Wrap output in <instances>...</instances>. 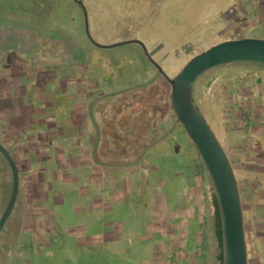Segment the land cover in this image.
I'll list each match as a JSON object with an SVG mask.
<instances>
[{
	"label": "rangeland",
	"instance_id": "obj_1",
	"mask_svg": "<svg viewBox=\"0 0 264 264\" xmlns=\"http://www.w3.org/2000/svg\"><path fill=\"white\" fill-rule=\"evenodd\" d=\"M82 3L91 37L109 47L89 40L85 13L73 0H0L2 50L10 49L13 40L23 48L18 55H26L32 32L35 55L34 74L20 77L17 69L13 78L0 80V142L20 172L16 206L0 234V264L175 263L178 259L172 254L186 239L184 230L189 235L192 229L188 212L180 209L188 210L186 202L193 194L190 183L183 181L187 187L181 194L182 206L174 205L175 212L182 214L178 222L182 235L176 243L156 233L155 201L159 188L161 192L179 188L177 161H187L194 145L179 124H171L175 117L167 80L157 74L139 44L124 43L142 42L152 60L173 78L194 56L223 41L264 39V0ZM53 47L65 49L61 57L50 56ZM235 64L245 65L207 72L193 92L230 154L244 135L254 137L251 132L229 133L225 140L220 123L224 69L255 68ZM85 121H94L99 128V132L95 128L98 136L91 135L88 141L81 139L92 131ZM167 130L174 133L165 136ZM80 146L93 152L97 168L81 158H77L79 166H73L69 156L80 157ZM241 149L245 154L238 156L251 154L250 144ZM259 149L264 151V146ZM170 158L173 162H168ZM188 164L180 165V170L191 175L192 164ZM237 169L249 264H264V207H256L264 205V174L249 170L240 175ZM11 188V170L0 154V217ZM110 219L116 221L113 226ZM214 222L211 209L202 248H196L194 262L188 257L185 264H220ZM110 236L117 242L115 247L110 246Z\"/></svg>",
	"mask_w": 264,
	"mask_h": 264
},
{
	"label": "water",
	"instance_id": "obj_2",
	"mask_svg": "<svg viewBox=\"0 0 264 264\" xmlns=\"http://www.w3.org/2000/svg\"><path fill=\"white\" fill-rule=\"evenodd\" d=\"M78 4L85 13L88 38L96 46L109 47L101 46L93 40L86 8L82 0H78ZM127 43L139 44L170 85L169 100L175 122L182 126L195 146L214 189L222 232V264H249L243 201L235 169L225 148L197 106L193 92L199 78L215 68L235 63L264 66V39L242 37L223 41L194 56L173 78L152 60L142 42L134 40L124 44ZM0 154L8 163L12 175L11 194L0 217L1 234L16 206L20 192V172L17 162L1 142Z\"/></svg>",
	"mask_w": 264,
	"mask_h": 264
},
{
	"label": "crops",
	"instance_id": "obj_3",
	"mask_svg": "<svg viewBox=\"0 0 264 264\" xmlns=\"http://www.w3.org/2000/svg\"><path fill=\"white\" fill-rule=\"evenodd\" d=\"M248 64V63H246ZM233 65H245V64H233ZM232 65V66H233ZM254 65V64H250ZM231 65L224 66L230 67ZM254 70H249L247 67L237 68L232 70L224 69L223 74H221V79L224 80L223 86L221 87L220 98L224 103L222 106L221 116H219L220 123L222 129L224 131L225 140H228V134H247V132H251L254 136L251 139L249 137L246 138L247 135H244L243 139L237 144V149H232L231 153H228L234 169H237L239 174L245 175L249 173V170H252V173L259 174L262 172L264 174V151L259 149V146H264V66L254 65ZM222 67V68H224ZM93 106V105H91ZM92 112V110H91ZM173 119V118H172ZM94 122V121H93ZM90 123V121H85L86 125L90 126L91 133L85 134L81 137V139L88 141L91 139V135L94 138L98 136L97 130L98 126L94 123ZM175 120L171 121V124H175ZM182 127V126H181ZM97 128V130L95 129ZM169 126L167 127V129ZM99 132V130H98ZM169 130L166 131L165 136L170 133ZM95 133H97L95 135ZM94 134V135H93ZM45 140H42L40 143H44ZM95 141V140H94ZM94 142L91 143L93 146ZM250 144L249 153L250 155L238 156L239 153L245 154L241 149V145ZM252 144V146H251ZM81 145V144H80ZM238 145L239 148H238ZM91 147V146H90ZM194 148L188 152L187 161L181 160L180 158L177 161V168H179L178 173L175 175L177 184H179V188L175 190V192L168 190L167 188L158 189V196L156 197V215L155 221L159 222V225L155 228L156 233L163 234L164 238L168 240V242H177L181 239L182 233L181 228L178 222L181 220V215L179 212H175L174 205H181V194L186 189L184 180L190 183L189 188L192 189L193 194L190 199L186 202L189 205L188 210L180 208L182 212H185L189 217L188 225H192L189 227V235L184 230V236L186 239H182V242L179 243L178 251L173 253V257L178 260L174 263L167 262L166 264H178V263H188L186 261L183 262L186 258L190 257L194 262L195 250L196 248H202V235L205 231L207 213H211V209L214 214V208L212 204V196L210 193V179L209 176L203 171L202 161L198 155V152ZM79 150L83 152L80 157L76 155L69 156L72 159L73 166H79L77 162V158L86 159L88 164H93L95 168L99 166L96 161H93V152L88 150L87 146H80ZM241 155V154H240ZM167 156V155H165ZM167 158V157H166ZM243 160L245 162H243ZM137 161V160H136ZM173 162L172 158L168 160V162ZM77 162V163H75ZM192 164L190 168L191 175H187L183 170H180L181 166H188ZM70 163V164H72ZM97 165H96V164ZM181 165V166H180ZM34 168V167H33ZM105 169V168H104ZM173 170V169H172ZM176 169L174 168L173 172ZM35 172V171H34ZM44 172V170H42ZM185 173V175H184ZM188 176L192 181H188ZM239 182V181H238ZM251 182V181H250ZM254 184V183H253ZM240 186V185H239ZM255 186V184H254ZM185 187V188H184ZM176 193V195H174ZM255 193V192H254ZM242 194V193H241ZM176 198L175 200L173 198ZM174 201V202H173ZM173 203V204H171ZM257 208H263V204H257ZM254 210V209H253ZM255 211V210H254ZM115 212V208L110 205V213ZM256 216L259 217L260 211L257 209ZM160 213L162 215H160ZM254 215V213H253ZM187 217V218H188ZM116 222V221H114ZM112 220L110 219V223L112 226L114 225ZM215 223V222H214ZM177 224V226H176ZM181 225V224H180ZM185 226V224H184ZM170 227V228H169ZM169 228V231H167ZM185 228V227H184ZM191 229V231H190ZM181 233V235H180ZM215 233V226H214ZM111 237V236H110ZM124 239V237H122ZM115 238H110V246L117 245V242L114 241ZM169 256L167 258H171ZM167 258L165 260H167ZM195 264V263H194Z\"/></svg>",
	"mask_w": 264,
	"mask_h": 264
},
{
	"label": "flooded vegetation",
	"instance_id": "obj_4",
	"mask_svg": "<svg viewBox=\"0 0 264 264\" xmlns=\"http://www.w3.org/2000/svg\"><path fill=\"white\" fill-rule=\"evenodd\" d=\"M73 1L76 4H78V0H73ZM31 11H32V9H31ZM0 42L2 43V41H0ZM12 43L13 44H11V47L13 46V49L8 46L10 49L7 48L6 50H2L3 45L2 44L0 45V73L2 72L0 74V80L13 78V75L16 74L15 72L17 69H19L20 77H23L24 75L29 77L30 75L34 74V58H35V55L33 54V49H34L33 33L32 32L30 33V37H28V41L26 42V45H27L26 52H25L26 55H18L19 51H21V53L24 52L23 48L22 47L19 48L17 43L14 42L13 40H12ZM64 50L65 49L63 47H61V48L60 47L59 48L53 47L50 50V54H51L50 56H52L53 58L61 57L62 52H64ZM15 66L18 68H15ZM153 66H154L157 74H159V76H162L154 64H153ZM133 89H135V88H133ZM194 91H195V89H194ZM89 112L92 116L91 110H89Z\"/></svg>",
	"mask_w": 264,
	"mask_h": 264
},
{
	"label": "trees",
	"instance_id": "obj_5",
	"mask_svg": "<svg viewBox=\"0 0 264 264\" xmlns=\"http://www.w3.org/2000/svg\"><path fill=\"white\" fill-rule=\"evenodd\" d=\"M254 65H259V64H254ZM262 66V65H260ZM203 171L207 174L206 169L202 163ZM208 175V174H207ZM210 191H211V196H212V204L214 208V216H215V234H216V239L217 243L220 249V253L218 255L219 263L222 264V232H221V223H220V215H219V210H218V205H217V200L216 196L214 193V189L212 187L211 181H210Z\"/></svg>",
	"mask_w": 264,
	"mask_h": 264
}]
</instances>
